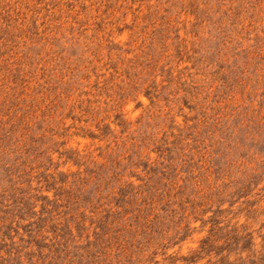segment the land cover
I'll list each match as a JSON object with an SVG mask.
<instances>
[{"label": "rangeland", "instance_id": "1", "mask_svg": "<svg viewBox=\"0 0 264 264\" xmlns=\"http://www.w3.org/2000/svg\"><path fill=\"white\" fill-rule=\"evenodd\" d=\"M0 264H264V0H0Z\"/></svg>", "mask_w": 264, "mask_h": 264}]
</instances>
